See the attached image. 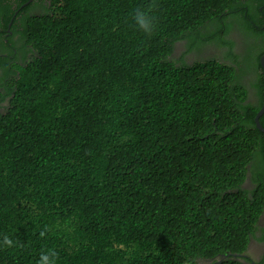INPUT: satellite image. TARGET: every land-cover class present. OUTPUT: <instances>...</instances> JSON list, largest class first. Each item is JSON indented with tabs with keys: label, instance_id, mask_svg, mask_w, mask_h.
I'll list each match as a JSON object with an SVG mask.
<instances>
[{
	"label": "trees",
	"instance_id": "trees-1",
	"mask_svg": "<svg viewBox=\"0 0 264 264\" xmlns=\"http://www.w3.org/2000/svg\"><path fill=\"white\" fill-rule=\"evenodd\" d=\"M23 1L0 0V264H241L264 0Z\"/></svg>",
	"mask_w": 264,
	"mask_h": 264
},
{
	"label": "clouds",
	"instance_id": "clouds-1",
	"mask_svg": "<svg viewBox=\"0 0 264 264\" xmlns=\"http://www.w3.org/2000/svg\"><path fill=\"white\" fill-rule=\"evenodd\" d=\"M242 21L243 20H238L236 23L238 24V25H240L241 23H242ZM229 36H230V38H232V39H234V40H237V41H239L240 40V38H239V34H238V32H237V29H234V33H233V31H231L230 33H229ZM241 41V40H240ZM219 51V50H218ZM223 51L224 50H221V51H219V53L217 54V57L218 58H220V57H222L223 56ZM0 56H3V55H0ZM262 56H264V54L262 55ZM261 56V57H262ZM186 60H187V58H186ZM260 65H261V67H262V69H263V66H262V64H261V58H260ZM263 71H264V69H263ZM243 83V85H245V86H247V92L249 93L248 94V101H250V102H257V96H256V89L253 87V85L252 86H250V81H244V82H242ZM264 100V99H263ZM263 103V102H262ZM262 106V105H261ZM261 108V107H260ZM264 114V113H263ZM259 123H260V121H259ZM255 124V123H254ZM261 124V123H260ZM262 125V124H261ZM256 126V125H255ZM263 127V126H262ZM264 128V127H263ZM262 132V131H261ZM263 133V132H262ZM264 134V133H263ZM255 186V183L253 182V180H252V178L250 177V175L249 174H247L246 175V178H245V181H244V183L242 184V188L243 189H247V190H249V191H251L252 189H253V187ZM263 215H264V210L262 211V213H261V215H260V217H259V219H258V222H257V230L255 231L256 232V235H255V237L257 238V239H255V238H253V239H251L250 241H249V244H248V248H247V250H246V252L245 253H243V254H238V255H235V254H233V256H238V258H239V261H240V263L241 264H264V244L262 243V242H260L259 241V239L261 238V236H262V234H261V230H264V218L262 219V217H263ZM259 225H260V227H259ZM263 238H264V236H262ZM255 241V243L253 244V245H256V247H258V255L256 256V257H259V256H261V261H259L258 263H256V262H254V259H253V257H255V256H252L251 254H250V251H251V241ZM249 251V252H248ZM248 252V254H246ZM227 256L228 255H221L220 257H218V259L217 260H219L220 262H221V260H224V259H226L227 258ZM244 257H248V259L247 260H245L244 259ZM208 262H210V261H206V262H202V264H207Z\"/></svg>",
	"mask_w": 264,
	"mask_h": 264
},
{
	"label": "rangeland",
	"instance_id": "rangeland-1",
	"mask_svg": "<svg viewBox=\"0 0 264 264\" xmlns=\"http://www.w3.org/2000/svg\"><path fill=\"white\" fill-rule=\"evenodd\" d=\"M256 39V38H255ZM256 46H257V49H256V51H255V53L253 54V56H255V55H257L258 53V51L262 48V49H264V45H260L258 42H256ZM214 52H216L217 54L219 53V51L218 50H214ZM238 75H239V77L241 78L242 77V75L243 74H241V72H239L238 73ZM256 82V81H255ZM241 83V82H240ZM242 84V83H241ZM243 85V84H242ZM250 86H252V83L250 82ZM264 218V215H263V217H262V219ZM259 227H260V225H259ZM255 243V241H251V251H250V254L252 255V256H255V257H253V259H254V262H256V263H258L259 261H261V256H259V257H256L257 255H258V247H256V245H253ZM249 252V251H248Z\"/></svg>",
	"mask_w": 264,
	"mask_h": 264
},
{
	"label": "water",
	"instance_id": "water-1",
	"mask_svg": "<svg viewBox=\"0 0 264 264\" xmlns=\"http://www.w3.org/2000/svg\"><path fill=\"white\" fill-rule=\"evenodd\" d=\"M261 64L263 66V69H264V56L261 57ZM264 113V100H263V103H262V106L261 108L259 109V111L257 112V114L255 115L254 117V123L256 125V127L262 131L264 133V128L262 127V125L259 123V118L263 115Z\"/></svg>",
	"mask_w": 264,
	"mask_h": 264
},
{
	"label": "flooded vegetation",
	"instance_id": "flooded-vegetation-1",
	"mask_svg": "<svg viewBox=\"0 0 264 264\" xmlns=\"http://www.w3.org/2000/svg\"><path fill=\"white\" fill-rule=\"evenodd\" d=\"M31 1H33L34 4H35L36 2H37V3L39 2V0H25V1L22 2V4H27L28 2H31ZM16 6H17L16 3H12L11 8H12L13 10H15V9H16ZM37 10L40 12L38 6H37ZM233 33H234V31H233ZM19 37H20V35L18 34L15 38L19 39ZM14 52H15V50H14ZM12 57H14V55H13ZM261 234H262V236H264V230H261ZM259 241L262 242V243L264 244V238H260Z\"/></svg>",
	"mask_w": 264,
	"mask_h": 264
},
{
	"label": "bare ground",
	"instance_id": "bare-ground-1",
	"mask_svg": "<svg viewBox=\"0 0 264 264\" xmlns=\"http://www.w3.org/2000/svg\"><path fill=\"white\" fill-rule=\"evenodd\" d=\"M228 28V27H227ZM225 38V37H224ZM166 43H167V41H166ZM245 55V54H244ZM238 57V56H237ZM242 57V56H241ZM235 67V66H234ZM246 69V68H245ZM219 262V261H218Z\"/></svg>",
	"mask_w": 264,
	"mask_h": 264
}]
</instances>
